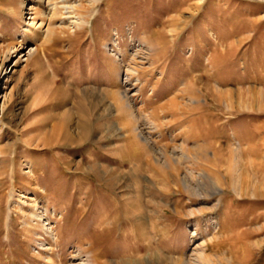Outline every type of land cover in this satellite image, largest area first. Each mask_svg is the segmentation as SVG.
<instances>
[{"label":"rangeland","instance_id":"374dc122","mask_svg":"<svg viewBox=\"0 0 264 264\" xmlns=\"http://www.w3.org/2000/svg\"><path fill=\"white\" fill-rule=\"evenodd\" d=\"M264 264V0H0V264Z\"/></svg>","mask_w":264,"mask_h":264},{"label":"bare ground","instance_id":"6f19581e","mask_svg":"<svg viewBox=\"0 0 264 264\" xmlns=\"http://www.w3.org/2000/svg\"><path fill=\"white\" fill-rule=\"evenodd\" d=\"M50 264H53V262H52V263H50Z\"/></svg>","mask_w":264,"mask_h":264}]
</instances>
